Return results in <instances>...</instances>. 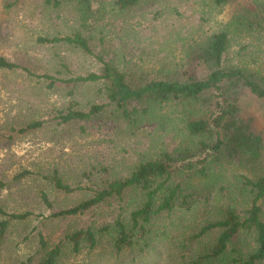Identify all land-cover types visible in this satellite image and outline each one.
I'll return each mask as SVG.
<instances>
[{"label":"rangeland","instance_id":"374dc122","mask_svg":"<svg viewBox=\"0 0 264 264\" xmlns=\"http://www.w3.org/2000/svg\"><path fill=\"white\" fill-rule=\"evenodd\" d=\"M14 1L0 0V55L33 73H47L64 80L99 69L94 56L37 40L64 34L77 26L71 2L54 7L46 0ZM100 1L105 4L108 18L87 33L93 52L132 74L136 86L152 77L205 76L207 66L192 60V51L198 42L220 30L228 34L222 65L241 70L264 86V0H228L223 5L212 0H140L123 11L108 4L113 0L96 2ZM233 82L231 92L238 98L241 116L250 120L264 146L262 99L241 82ZM102 86L101 82L77 83L74 87L68 82L51 85L49 80L19 69L0 68V206L8 213H31L25 219L8 221L1 238L0 264H39L43 256L39 233L49 247L60 244L56 264H188L193 250L181 248L184 242L176 236L178 229L169 234L170 238L158 235L143 251L132 248L116 254L108 236H103L93 248L82 242L80 250L73 251L65 235L90 223L110 221L120 211L115 196L80 215L50 216L86 199L90 190L85 187L104 186L127 175L140 158L171 150L183 138L174 113L172 120L163 124L160 120H145L138 124L139 128L128 129L108 105L102 114L90 119L60 122L58 111L69 105L85 111L91 103L107 102ZM179 109L164 106L160 114L169 117ZM37 120L42 122L41 126L19 131ZM223 169L227 177L232 173L260 174L264 171V150L263 163L254 171L230 165ZM54 171L65 183L81 185L83 189L69 193L57 190L49 180ZM189 182L191 187L200 184L195 180ZM135 192L125 193L123 203L133 198ZM42 193L47 194L50 205L45 203ZM185 200V204L177 202L174 212L185 216L182 224L191 233L196 227L194 223L212 215L209 208L201 205L204 202H200L197 193ZM193 205L194 211L188 208ZM3 220L7 217L0 215V222ZM195 242L191 243L193 249Z\"/></svg>","mask_w":264,"mask_h":264},{"label":"trees","instance_id":"16d2710c","mask_svg":"<svg viewBox=\"0 0 264 264\" xmlns=\"http://www.w3.org/2000/svg\"><path fill=\"white\" fill-rule=\"evenodd\" d=\"M46 1L54 7L71 2L77 26L64 34L38 37L37 40L50 45H64L94 56L100 64L99 69L64 80L47 73H33L26 66L2 55L0 68L19 69L47 79L51 85L68 82L74 87L77 83L101 82V92L108 101L91 103L85 111L69 105L65 110L58 111L62 123L90 119L102 114L111 105L113 113L128 129L139 128L138 124L145 120H160L163 124L164 121H171L174 113L173 119L178 120L179 133L183 136L171 150H162L154 156L145 154L148 157L136 161L127 175L116 177L104 186H84L90 190L86 199L50 214L59 218L76 216L105 203L110 197L119 199L120 211L110 221L97 225L90 223L65 235L72 250L78 252L82 242L93 248L103 236H108L116 254L132 248L143 251L158 235L170 238L169 234L178 229L176 236L184 242L181 248L193 250L188 256V264H264V171L260 174L255 171L252 176L232 173L231 177H227L223 169L225 165H230L254 171L263 163L262 137L253 131L250 120L241 116L238 98L232 96L231 88L233 81L241 82L264 104V86L241 70L226 69L222 65L228 45L227 32H214L194 47L191 59L207 66L205 76L189 74L183 79L152 77L147 78L143 85L136 86L132 74H126L112 60L93 52L91 36L87 33L108 18L103 1L99 4L97 0ZM139 1L113 0L108 4L123 11ZM227 1L212 0L216 5ZM164 106H169L170 110L180 109L168 117L165 113L160 114ZM41 125V121H32L19 131ZM49 180L57 190L65 193L83 189L81 185L65 183L57 171L51 174ZM191 180L201 185L191 187ZM130 191H136L134 197L124 204V194ZM195 193L200 202H204L201 204L204 209L209 208L212 218L194 223L196 227L188 233L182 224L185 216L177 215L174 210L178 201L180 205L185 204L188 202L185 198ZM42 198L50 205L46 193H42ZM188 208L194 211L196 207ZM30 214V211L8 213L0 206V215L7 217L0 222V244L8 221L25 219ZM39 240L43 250L39 264H56L61 253L60 244L49 247L41 233ZM193 241L197 243L194 249L191 247Z\"/></svg>","mask_w":264,"mask_h":264}]
</instances>
